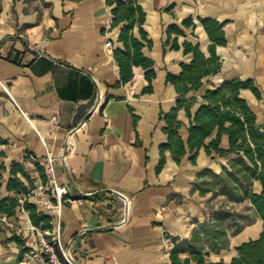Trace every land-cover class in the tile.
<instances>
[{"label": "crops", "instance_id": "0c3cea01", "mask_svg": "<svg viewBox=\"0 0 264 264\" xmlns=\"http://www.w3.org/2000/svg\"><path fill=\"white\" fill-rule=\"evenodd\" d=\"M111 1L0 0V164L6 168L1 194H14L7 190L14 163L33 171L35 188L45 183L36 163L53 156L57 185L68 194L59 201L48 193L53 205L48 210L40 208L37 195L20 197L52 216L63 243L73 240L79 264H173L171 255L176 247L181 249L180 241L191 240L193 229L207 216L215 219L209 205L215 210L231 207L239 213L242 229L234 234L228 227V246L218 251L203 236L207 261L229 263L240 244L259 237L264 222L249 198L234 202L195 187L199 172L221 173L237 154H208L201 147L193 162L195 151L187 147L178 163L166 149L165 163L158 169L161 149L169 143L165 114L178 108L179 99L167 74L179 75L182 65L192 62L193 54L185 53L186 41L210 56L213 42L199 18L218 21L226 38V44L216 45L221 67L186 95L196 102L191 118L185 108L178 110V134L187 143L205 94L236 78L254 81L261 96L241 89V97L264 126V0H137L146 14L142 28L152 42L143 40L142 52L154 61L156 75L150 82L146 69L134 65L127 83H119L115 58L116 50H124L120 34L127 21L115 25L113 12L117 1L127 0ZM189 18L195 27L183 24ZM133 33L141 38L138 24ZM150 84L152 90L145 91ZM99 90L104 100L97 107ZM229 147L224 134L220 148ZM115 191L131 199L125 224H118L123 205ZM252 191H262L260 181L254 180ZM33 227L25 209L13 217L0 216L4 240L20 232L38 237ZM84 229L87 233L78 236ZM179 256L197 264L189 250Z\"/></svg>", "mask_w": 264, "mask_h": 264}, {"label": "trees", "instance_id": "16d2710c", "mask_svg": "<svg viewBox=\"0 0 264 264\" xmlns=\"http://www.w3.org/2000/svg\"><path fill=\"white\" fill-rule=\"evenodd\" d=\"M137 0L117 1V6L113 10L115 14L114 24L127 21L122 28L120 41L124 44V50H116L115 58L120 66L121 79L119 83H127L132 80L133 66H142L146 69V77L151 82L156 75L154 61L142 52L147 41V33L143 30L142 24L145 21V12L142 7L136 3ZM112 3L114 0L111 1ZM204 25L211 41L209 46L210 56L206 57L200 50L199 45L191 42H184L185 53H192L193 60L190 64H183L179 75L167 74V82L175 85L179 94L178 108L165 114L167 122L166 132L169 143L162 147V160L158 169L160 170L165 163L164 151L170 149L174 159L179 163L187 152V147L192 152L201 147H205L208 154L215 151L224 156L231 153L238 155L236 159L229 162V167L224 166L221 173H214L204 169L197 174L200 181L197 180L195 187L201 193L212 191L214 196L225 194L231 201L240 202L249 198L254 205L256 212L264 222V126L257 124V116L250 108L247 101L241 97V89H251L255 95L260 97V92L254 81L236 78L224 82L215 91H208L204 96L205 103L196 113L194 120L189 128V139L185 143L178 134V128L181 121L177 119V113L180 108H185L188 116L191 118L190 108L196 102V97L187 99L186 95L198 90L203 85V79L219 71L221 67L220 57L216 54V45L226 44L223 24L209 18H199ZM140 27L141 38L133 33L134 26ZM187 27H195L196 23L192 18L183 21ZM182 32V30H179ZM175 47L179 48L178 45ZM145 91H151V84ZM217 132L216 138L209 145L205 140L214 132ZM226 134L229 137L230 147L228 150L221 149L220 143L222 136ZM198 151L194 152L193 162L196 161ZM36 168L40 176L46 182L44 168L36 163ZM6 168L0 164V216H16L21 209L29 211L30 219L33 225L43 230L53 229L52 216L49 213L39 209L28 199L22 201L20 195H28L31 192L32 179L24 163H14L10 169V178L7 184V190L14 192L13 195L2 196V171ZM207 176L214 179L215 183L207 180ZM254 180L262 184V191L254 193L252 186ZM28 182V183H27ZM215 186L217 188H215ZM208 209L213 212L214 220L205 219L193 229L191 240L180 241L181 249L176 247L172 252L173 264H189L190 259L182 260L180 252L190 251L192 259L197 264H264V228L256 239H250L237 247L238 255L233 257L229 263L225 261H207L209 254L205 251L203 236L210 241L212 247L220 251L226 248L229 243L228 227L233 228L236 234L242 229V224L238 219L239 213L234 209L226 208L223 205L216 210L214 205H209ZM227 222V226L224 224ZM8 240H17L20 247L24 246V240L14 235Z\"/></svg>", "mask_w": 264, "mask_h": 264}, {"label": "built area", "instance_id": "2783aa9c", "mask_svg": "<svg viewBox=\"0 0 264 264\" xmlns=\"http://www.w3.org/2000/svg\"><path fill=\"white\" fill-rule=\"evenodd\" d=\"M107 46H112L111 42L106 43ZM104 100L103 94L100 90L96 97V106L98 107ZM70 154V153H69ZM68 158V153L65 154L62 159L65 161ZM38 162V161H36ZM44 168L46 174V182L40 184L34 189V195L39 197V206L45 210L53 207L51 199L48 193H51L57 200L63 199L68 191L61 186L57 185L55 179V158L48 155L47 161L45 163H40ZM115 194L122 201L123 205V217L118 224H125L129 221V209H130V197L123 192L115 191ZM31 196V194H29ZM46 233L50 236L49 239H44L41 243V252L47 257V264H79L72 250L73 240L69 243H63L62 235L59 225L53 227L52 230H47ZM87 233V230H82L78 236L82 237Z\"/></svg>", "mask_w": 264, "mask_h": 264}, {"label": "rangeland", "instance_id": "374dc122", "mask_svg": "<svg viewBox=\"0 0 264 264\" xmlns=\"http://www.w3.org/2000/svg\"><path fill=\"white\" fill-rule=\"evenodd\" d=\"M29 171V176L32 179L31 182V196L34 195V182L35 177L34 173L31 170ZM28 183V182H27ZM28 194L27 197L31 198ZM25 200V199H24ZM27 211V210H26ZM252 219H250L251 221ZM36 231H39V236H33V234H28V236H24L22 232L19 234L15 233V235L19 236L21 239L24 240V246L20 247L17 240H4L5 235L0 233V241L2 242L3 249L0 251V264H47V257L43 255L41 252V243L44 239H49L50 236L46 233L48 230H43L40 227H33Z\"/></svg>", "mask_w": 264, "mask_h": 264}]
</instances>
